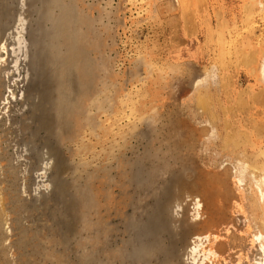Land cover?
<instances>
[{
    "label": "rangeland",
    "instance_id": "1",
    "mask_svg": "<svg viewBox=\"0 0 264 264\" xmlns=\"http://www.w3.org/2000/svg\"><path fill=\"white\" fill-rule=\"evenodd\" d=\"M13 1L5 31L9 41L21 31L24 60L8 61L9 74H15L13 100L4 73L0 119L8 128L2 148L23 174L32 143H17L18 133L7 120L27 107L16 97L36 76L32 43L39 40L51 85L69 97L71 130L68 135L57 130L56 140L70 162L63 174L67 197L78 203L71 247L64 248L55 230L37 232L42 223L50 226L48 218L37 226L24 212L7 215L12 206L0 202V264H86L88 181L97 189L109 162L119 164L133 148L138 187L152 191L151 199L168 186L176 190L179 182L187 183L179 185L173 200V206L181 201L184 211L174 207L173 214L175 231L187 222L189 236L179 240L178 255L168 254L166 237L155 264H255L260 253L253 191L264 179V148L244 149L264 139V0ZM50 166L48 176L45 169L36 171L9 196L19 193L41 204L53 189ZM4 189L9 190L0 186V196ZM205 190L217 196L206 200ZM191 192L196 200L188 197ZM198 234L207 238L200 253H191ZM33 237L41 249L22 245ZM52 242L58 248H50ZM133 259L122 264H135Z\"/></svg>",
    "mask_w": 264,
    "mask_h": 264
},
{
    "label": "bare ground",
    "instance_id": "2",
    "mask_svg": "<svg viewBox=\"0 0 264 264\" xmlns=\"http://www.w3.org/2000/svg\"><path fill=\"white\" fill-rule=\"evenodd\" d=\"M14 4L13 0H0V104L2 97L7 92L8 82L10 83L8 86L10 93L8 99L13 100L14 96L11 98V93H15L16 89L13 82L11 83V79H13L15 74L11 76L8 70L10 68L9 58L16 57V64L20 60H24L19 54L22 51L23 55L22 49L24 46V41L21 39V31H18V36H14L11 32L13 35L10 37L11 41L8 40L7 31H5L10 17L12 18V12H15L13 11L15 8ZM34 46L36 52L32 53L35 58L32 62L38 63L36 76L30 78V87H28L27 91H24L23 96L20 97L18 95L16 97L17 101L27 107L25 110L21 108L20 113L16 114L17 116L15 115L10 120H7L11 121V128L14 127L15 132L18 133V138L15 136L17 143H32L30 154L26 156L27 161L28 159L30 160L29 167L21 174L13 156H7V147L5 149L4 147L2 148L1 142L5 139L3 133L8 127L5 119H0V128H2L0 132V186L3 185L4 187L7 185L9 188L8 191L4 189L2 192L0 202L2 205L12 206L7 215L13 213L21 215L24 212L25 216L37 226L40 220L48 218L51 221L50 226L47 227L46 224L40 223L42 226L38 228L40 230L37 232L46 233L49 229L51 231L55 230L61 237V242H64L65 248L70 246L71 236L75 232L74 218L78 200L75 196L67 197L69 195L67 185L69 184L63 178V174L65 169L69 167L70 162L63 154L61 146L57 143L56 132L61 129V133L68 135L71 130L69 128V97L65 91L56 92L53 83L51 85L52 75L49 74L47 71L48 67H45L43 63V60H47V52L41 47L42 42L33 39L32 47ZM29 55L31 59V53ZM4 73H7L5 75L8 76V82ZM201 116H206V113L204 111L201 112ZM106 136L104 143L109 140L108 134ZM43 147L45 149L42 151ZM263 148L264 139L259 138L253 141L251 146L245 148L244 151L247 153L250 151L255 152ZM131 153H135L134 148L132 151L125 152L123 160L119 164L109 162L99 179L97 189L93 188L92 181H88L87 191L84 195V215L88 238L86 242V264H122V261H126L130 256L134 258L135 264H155L157 262L156 257L160 254V250L163 248L161 245L165 243L166 237L171 241V248L168 254L175 253L178 255L179 240L185 242L189 236L187 222L182 221V225L177 227V231H175L174 223H177L178 220L173 214V210L175 211L174 207H177L176 210H178L183 205L181 201H178L173 206V202L176 201H173L176 190L179 185H186L187 183L184 181L179 182V185L176 184V186L178 185L176 190H174V187L168 186L158 198L151 199L152 191L147 188L140 190V187H138L136 160L132 159ZM49 165H51L49 170L52 169L53 173V189L51 195H47L46 199L41 201V204H38L37 199L28 202L19 193L16 194V197L9 196V191L12 188L19 187V181L22 184L25 180L31 181L36 171L45 169L44 174L47 175ZM239 180L243 181L241 176H239ZM48 181H51V179ZM255 185L256 188L253 194L257 198L258 207L254 208V220L258 228L254 234V239L260 253V257L256 259L255 264H264V179ZM193 194L191 192L188 197L196 200L198 196ZM200 195L203 196L201 192ZM204 195L207 198H205L206 200H212L217 196L212 190L204 192ZM49 196L50 198H47ZM40 197L43 196L41 195ZM135 199L136 201H134ZM51 202H53L52 205L50 204ZM151 203L152 207L148 208ZM182 210L184 211V207ZM30 229L28 226L27 232ZM34 236L36 235L34 234ZM127 237L132 240L133 245L132 243L130 245V242L126 239ZM205 238L207 236L200 234L194 237L189 245L191 253L201 252L200 247L205 243ZM30 240L27 238L26 241L22 242V245L30 244L37 250L43 247L34 237L32 242H29ZM33 240H36V243ZM49 247L58 248L55 242L49 243ZM23 248L25 249V247ZM207 253L208 251H204L205 257H208Z\"/></svg>",
    "mask_w": 264,
    "mask_h": 264
}]
</instances>
